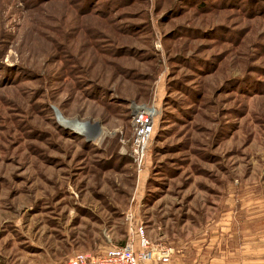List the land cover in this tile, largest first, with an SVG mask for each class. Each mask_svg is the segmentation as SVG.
I'll use <instances>...</instances> for the list:
<instances>
[{"label":"rangeland","instance_id":"rangeland-1","mask_svg":"<svg viewBox=\"0 0 264 264\" xmlns=\"http://www.w3.org/2000/svg\"><path fill=\"white\" fill-rule=\"evenodd\" d=\"M135 227L168 264H264V0H0V264Z\"/></svg>","mask_w":264,"mask_h":264},{"label":"built area","instance_id":"built-area-1","mask_svg":"<svg viewBox=\"0 0 264 264\" xmlns=\"http://www.w3.org/2000/svg\"><path fill=\"white\" fill-rule=\"evenodd\" d=\"M157 110L153 106H136L132 112L131 125L133 139L130 157L140 167L146 157L149 142L154 134ZM174 250L152 243L145 237L141 227H135L128 241L111 247L98 255L76 253L65 264H142L158 262L168 264Z\"/></svg>","mask_w":264,"mask_h":264},{"label":"bare ground","instance_id":"bare-ground-1","mask_svg":"<svg viewBox=\"0 0 264 264\" xmlns=\"http://www.w3.org/2000/svg\"><path fill=\"white\" fill-rule=\"evenodd\" d=\"M68 125H74L75 123H67ZM88 136H89V138H90V135H92V134H87Z\"/></svg>","mask_w":264,"mask_h":264},{"label":"crops","instance_id":"crops-1","mask_svg":"<svg viewBox=\"0 0 264 264\" xmlns=\"http://www.w3.org/2000/svg\"><path fill=\"white\" fill-rule=\"evenodd\" d=\"M107 249H108V248H107ZM107 249H106V250H107ZM104 251H105V250H104ZM104 251H103V252H104ZM101 253H102V252H101Z\"/></svg>","mask_w":264,"mask_h":264},{"label":"trees","instance_id":"trees-1","mask_svg":"<svg viewBox=\"0 0 264 264\" xmlns=\"http://www.w3.org/2000/svg\"><path fill=\"white\" fill-rule=\"evenodd\" d=\"M122 246V245H121Z\"/></svg>","mask_w":264,"mask_h":264}]
</instances>
